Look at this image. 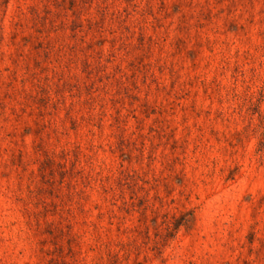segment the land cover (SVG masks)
Masks as SVG:
<instances>
[{"label":"rangeland","instance_id":"rangeland-1","mask_svg":"<svg viewBox=\"0 0 264 264\" xmlns=\"http://www.w3.org/2000/svg\"><path fill=\"white\" fill-rule=\"evenodd\" d=\"M0 264H264V0H0Z\"/></svg>","mask_w":264,"mask_h":264}]
</instances>
